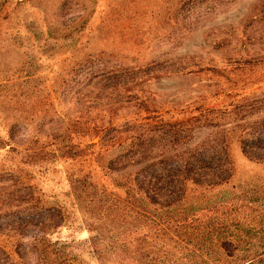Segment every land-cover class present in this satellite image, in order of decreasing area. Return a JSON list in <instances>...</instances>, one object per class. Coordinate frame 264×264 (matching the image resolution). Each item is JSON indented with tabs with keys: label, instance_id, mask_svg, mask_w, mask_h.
Listing matches in <instances>:
<instances>
[{
	"label": "rangeland",
	"instance_id": "1",
	"mask_svg": "<svg viewBox=\"0 0 264 264\" xmlns=\"http://www.w3.org/2000/svg\"><path fill=\"white\" fill-rule=\"evenodd\" d=\"M70 1L62 11L59 0L21 6L4 25L6 33L0 38V129L12 112L28 122L30 112L20 114V110L27 111L22 104L28 102L38 105L33 113L38 120L23 125L21 136L45 130L47 126L38 124L42 120L61 126L76 111L72 105L75 99L64 93L61 83L66 70L79 54L96 51L103 52L108 68L116 65L121 69L115 72L118 75L135 76L128 85L130 91L124 93L130 97L122 101L119 121L131 125L146 114L139 113L136 96L154 106L156 111L149 113L152 121L176 120L182 125L191 116L199 117L191 137H179L177 145L171 144L164 132L160 138L155 133L156 152L193 147L246 121L264 123V0H204L187 26L180 19L175 23L165 19L167 0H83L85 8L82 0ZM184 54L195 56L199 68L179 74L145 71L151 61L166 64ZM202 113L209 114L202 117ZM158 126L140 129L158 130ZM259 143L264 147V136ZM81 144L84 150L79 154L87 149L85 141ZM207 151L213 165L203 172L213 184H201L198 189L190 185L186 190L187 199L196 206L193 225L202 239L185 240L183 236L168 241L154 232L148 237L144 233H92L88 218L81 222L78 212L73 224L61 227L56 236L67 241L73 238L86 264L212 263L221 260L216 250L222 241L236 251L228 261L242 263L241 258L246 260L264 250V161L249 160L234 143L221 156L220 150ZM78 158L58 161L47 173H37L38 189L48 196L69 199L64 197L71 192L69 179L87 172L90 176L95 168ZM123 238L133 243L126 246V255L118 257L120 250L109 251L107 242ZM90 239L98 240L99 248L92 249Z\"/></svg>",
	"mask_w": 264,
	"mask_h": 264
},
{
	"label": "trees",
	"instance_id": "2",
	"mask_svg": "<svg viewBox=\"0 0 264 264\" xmlns=\"http://www.w3.org/2000/svg\"><path fill=\"white\" fill-rule=\"evenodd\" d=\"M39 1L0 0V38L6 33L4 25L14 18L18 8ZM59 1L62 11L70 0ZM167 1L165 19L173 23L180 19L187 26L195 8L204 0ZM84 3L82 0V8H85ZM88 21L89 18L85 19V24ZM48 34H51L49 29ZM102 56V51L79 54L66 70L61 83L64 93L75 99L72 105L76 111L61 126L42 120L38 124L41 128L47 126L45 130L21 136L23 125L38 120L33 116L38 105L28 102L22 104L27 111L20 110L21 115L30 112L28 122L12 112L0 129V264H86L80 259L82 250H78L73 238L67 241L56 236L61 227L73 224L75 212L82 215L81 222L85 221L84 217L88 218L92 233H144L148 237L154 232L168 241L183 236L185 240L202 239L193 225L192 212L196 206L187 199L186 190L190 185L198 189L201 184H213L203 172L213 165L207 150H220L221 156L234 143L249 160L264 161V147L259 145L264 136L262 121L252 125L246 121L243 126L225 128L218 137L207 138L184 150L154 151L156 134L160 138L164 132L175 145L179 137L185 140L191 137L193 128L199 126V117L191 116L182 125L176 120L152 121L149 113L156 111L154 106L136 96L139 113L146 114L131 125L119 121L122 101L130 97L124 93L130 91L128 85L135 76L118 75L115 72L121 69L116 65L108 68ZM194 58L184 54L166 64L151 61L145 71L157 74L163 70L170 74L191 71L198 69L200 64ZM212 110L209 108V113ZM208 114L202 113V117ZM151 124H158V130L141 131L142 126ZM84 141L87 149L79 154L84 150L81 144ZM77 157L95 168L90 170V176L87 172L69 179L71 192L64 195L69 199L48 196L38 189L37 173H47L56 162ZM126 240L108 241L109 251L120 250L118 257L126 255V246L133 243V240ZM98 243L90 239L89 245L97 249ZM216 251L221 260L203 264H231L228 260L236 253L224 241ZM241 259L240 264H264V250L246 260Z\"/></svg>",
	"mask_w": 264,
	"mask_h": 264
}]
</instances>
